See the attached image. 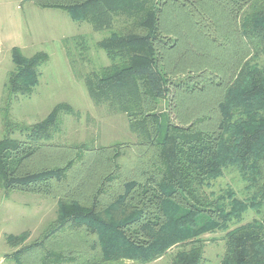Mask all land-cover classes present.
Here are the masks:
<instances>
[{
	"label": "trees",
	"instance_id": "16d2710c",
	"mask_svg": "<svg viewBox=\"0 0 264 264\" xmlns=\"http://www.w3.org/2000/svg\"><path fill=\"white\" fill-rule=\"evenodd\" d=\"M24 1L106 33L95 47L110 64L88 72L87 92L95 105L124 114L138 140L106 148L51 144L61 117L79 114L68 103L39 123H15L12 104L34 92L49 55L26 57L14 48L16 69L0 107V189L51 196L86 155H106L110 166L91 187L86 181L93 173L86 189L58 196L57 217L38 239L27 243V232L7 237L15 250L5 259L152 264L170 254V264H202L204 237L225 231L220 264H264V0ZM63 42L76 73L89 55V37ZM201 67L199 81L191 75L174 81L173 70ZM173 89L179 122L177 114L160 111ZM17 133L24 139L14 138ZM47 152L72 156L63 166L55 160V166H31ZM226 172H237L247 198L231 188L208 193ZM249 210L259 218L240 225Z\"/></svg>",
	"mask_w": 264,
	"mask_h": 264
},
{
	"label": "rangeland",
	"instance_id": "374dc122",
	"mask_svg": "<svg viewBox=\"0 0 264 264\" xmlns=\"http://www.w3.org/2000/svg\"><path fill=\"white\" fill-rule=\"evenodd\" d=\"M22 6L23 11L21 12H23L24 21L27 25L25 41L31 44L24 49L25 51L22 50V52L26 57H32L39 52H45L49 55V61L39 69L40 82L34 92L29 96L20 97L13 102L11 119L15 123L33 125L46 119L56 105L68 103L79 114L78 116L63 115L61 117V130L51 144L73 146L79 143H91L95 148H106L117 143L137 142L138 138L130 130L127 117L124 114L111 113L106 105H95L89 97L85 85V76L91 69L96 68L98 70L102 65L107 66L110 64L105 53L95 47V44L101 41L106 36V33H97L91 26L83 24L89 30L78 36L87 35L90 40L88 44L91 48L86 62H83L84 64L80 63L82 66H78L79 71L75 73L66 53L65 43L61 41V43L55 42L49 44V42L45 43L44 41L46 37L61 35L56 26L61 19L57 20L56 18L58 17L55 15H63V13L54 12L53 14H48L50 13L49 11H43L30 3H24ZM27 8H29L28 15L26 14ZM32 15L34 16L31 17ZM71 25L66 35L69 32L72 34L71 32H75L78 27L75 23ZM32 38L34 40L31 42ZM1 56L0 107H3L6 101V84L10 73L15 71L16 66L12 62L11 52L8 55L2 53ZM174 61H177V59ZM93 63L98 64V66H93ZM213 68L215 69L214 66ZM201 70L202 67L194 73L184 71L185 74L177 72V69L173 70L176 73L174 81L177 82V78L185 77L186 75H191L193 80L199 81L198 78ZM203 73V75L206 73L213 75L211 71H204ZM175 91L176 89H173L169 98L161 102L160 111L168 112L169 115L177 114L176 122H179V113H177V108H175L177 104L176 96H174ZM172 115L171 118H173ZM2 121L3 119L0 115V140L4 137ZM13 137L24 139L23 136L20 137L19 133L14 134ZM48 153L36 155L30 162L31 166H55L52 162L53 160L63 166L71 158L70 156H72L64 155V152H59V155H48ZM105 161L106 155H86L83 161L77 163L70 171V181L66 184L67 186L54 185V195L51 196L18 191L6 195L0 189V264H14L5 259L6 255L11 254L15 250L7 244V237L11 235L19 236L27 232L29 234L27 243L38 239L44 228L57 217L58 196L63 195L64 191H71L72 193L80 192L84 187L86 189L89 183L90 187L92 184H96L99 176L106 175L108 172V166L110 165ZM89 174L92 175L87 179V185L84 181ZM227 188L233 189L241 199L248 197V194L244 190L245 185L240 180L237 172H226L215 182L214 187L208 193H211V191L219 193L221 190ZM258 218L256 212L249 210L244 214L240 225ZM237 226L239 224L235 223L230 228L234 229ZM225 234L226 232L222 231L204 237L207 243L202 264H220L226 251ZM171 261L172 256L167 254L164 258L152 264H170Z\"/></svg>",
	"mask_w": 264,
	"mask_h": 264
},
{
	"label": "crops",
	"instance_id": "0c3cea01",
	"mask_svg": "<svg viewBox=\"0 0 264 264\" xmlns=\"http://www.w3.org/2000/svg\"><path fill=\"white\" fill-rule=\"evenodd\" d=\"M24 3H30L31 5L35 6L33 3L24 0H0V59L2 57L1 56L2 53L8 55L9 52H11V59H12V50L14 48H19L22 51L26 49L28 45H31L27 41H25V33H26L27 25L26 22L24 21L23 12H21L23 11L22 5ZM39 9H42L43 11H49L50 13L48 14H53L54 12L63 13V15H55L56 17H58L56 18L57 20L61 19V21L58 24H56L59 31L61 32V35L56 37L54 36L46 37L44 38L45 43L48 42L49 44L55 42L61 43V41H64L67 38L78 36L80 34L86 33L89 30V28H87L89 24L85 22L80 23L73 20V18L65 11L58 9H43V8H39ZM28 12H29V8H27V12H26L27 15ZM34 15H32L31 17H33ZM73 23L77 24L78 27L76 28L75 32H71L72 34H70L69 32V34L66 35V33H68L69 26H72L71 24ZM83 24H87V26ZM33 40L34 39L32 38L31 42ZM39 82H40V76H39Z\"/></svg>",
	"mask_w": 264,
	"mask_h": 264
}]
</instances>
